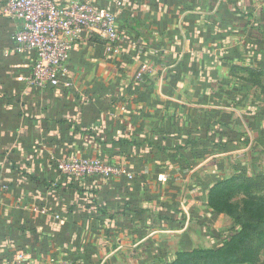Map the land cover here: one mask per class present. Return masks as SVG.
<instances>
[{"label": "crops", "instance_id": "obj_1", "mask_svg": "<svg viewBox=\"0 0 264 264\" xmlns=\"http://www.w3.org/2000/svg\"><path fill=\"white\" fill-rule=\"evenodd\" d=\"M81 1L115 13L124 40L117 54L99 37L73 43L70 87L28 82L35 54L0 14V264L18 252L164 264L210 249L198 246L229 220L213 187L264 174V0ZM70 158L132 178L67 176Z\"/></svg>", "mask_w": 264, "mask_h": 264}, {"label": "built area", "instance_id": "obj_2", "mask_svg": "<svg viewBox=\"0 0 264 264\" xmlns=\"http://www.w3.org/2000/svg\"><path fill=\"white\" fill-rule=\"evenodd\" d=\"M1 5L3 17L20 22V29L13 35L18 50L35 54L28 79L34 86H71L67 78V60L76 41L99 37L109 51L117 54L124 40L118 30L115 13L81 0H67L63 5L53 0H1ZM136 80L142 81L141 73H137ZM58 168L62 174L73 177L132 178L123 165L98 158L64 159L58 161ZM55 218L58 219L57 216ZM4 264L75 263L36 261L29 254L18 252L13 261Z\"/></svg>", "mask_w": 264, "mask_h": 264}, {"label": "rangeland", "instance_id": "obj_3", "mask_svg": "<svg viewBox=\"0 0 264 264\" xmlns=\"http://www.w3.org/2000/svg\"><path fill=\"white\" fill-rule=\"evenodd\" d=\"M99 159V158H98ZM102 160V159H100ZM104 161V160H102ZM107 162V161H104ZM112 163V162H107ZM93 175H85L80 177H92ZM264 176V174H263ZM261 177L260 179H257L255 175L252 177H249L247 180H244L243 178L236 179L232 183L228 185H224L218 189L217 193V201H216V207L217 211L219 212V209H226L227 211V217L229 218L228 221H224V226L218 228L217 233L218 237L216 239L218 240L215 243H210V241H202L201 245L198 247L203 248H210V249H202V250H209L213 252L214 247L222 246L225 244V247H229L231 249V252L241 250V252H236L231 254L229 257H226L222 255L223 252H220L219 256H215L212 259H204V260H192V259H186L181 262V264H249L246 263L247 261L252 260L251 251L253 249L254 240L252 241L253 244H248L241 248V246L244 243V238L241 237V234L238 233L236 236L239 237L240 242L239 244L232 249V245L230 243V240L228 236L233 235L234 233L238 232L240 230V226H234V217L236 215H244L248 222H254L255 218L261 217L264 219V209L263 205L264 202L258 200V197H263L264 195V177ZM96 177V176H94ZM253 183H260L259 185H254ZM219 214H225V213H219ZM261 215V216H259ZM234 226V227H233ZM213 231H209V227H206L205 235L213 234ZM263 233H264V221H263ZM220 235V236H219ZM206 238V237H205ZM230 243V244H229ZM61 262H69L72 260H64L59 259Z\"/></svg>", "mask_w": 264, "mask_h": 264}, {"label": "trees", "instance_id": "obj_4", "mask_svg": "<svg viewBox=\"0 0 264 264\" xmlns=\"http://www.w3.org/2000/svg\"><path fill=\"white\" fill-rule=\"evenodd\" d=\"M255 176L257 179H260L263 176V173H257V174H255ZM240 178L247 180L249 177H234L232 179L222 181L213 187V189L210 192L209 204L211 205V207L215 211V213L227 214L226 209H221V210L219 209V212L217 211L218 209H217L215 204L217 201L218 189L220 187H222L224 185H228V184L232 183L234 180L240 179ZM253 184L259 185L260 183H253ZM258 200L264 202V195H263V197H260V198L258 197ZM263 209H264V205H263ZM259 216H261V215H259ZM261 217L255 218L254 222H248L247 219H245L246 217L244 215H236L234 217V226H240V230L236 233H234V230H233V233H232L233 235L228 236L230 243L232 245V249L234 247H236L240 242L239 237L236 236L238 233H240L241 237L244 238V243L241 246L242 249L245 245L253 244V242H254L253 249L251 251L252 260L246 262L249 264L257 263V261L259 259L260 252L264 248V233H263V221H264V219H262ZM220 252H223L222 255L229 257L233 253L241 252V250H237V251L233 250L232 251L233 253H232L231 249L229 247H225V244L222 246L214 247L213 252L209 251V250L208 251L207 250H184L178 254L175 261H173L172 263H164V264H181V262L186 260V259L201 260V261L204 259H212L215 256H219L220 254H218V253H220Z\"/></svg>", "mask_w": 264, "mask_h": 264}]
</instances>
